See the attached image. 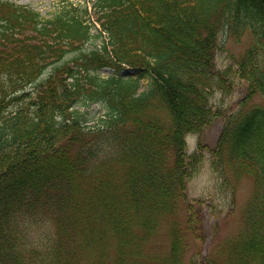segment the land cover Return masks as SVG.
<instances>
[{"label": "trees", "instance_id": "16d2710c", "mask_svg": "<svg viewBox=\"0 0 264 264\" xmlns=\"http://www.w3.org/2000/svg\"><path fill=\"white\" fill-rule=\"evenodd\" d=\"M93 7L95 35L85 10L42 20L0 0V264H264V103L228 113L210 150L232 201L251 179L241 230L219 261L185 262L189 236L203 241L201 202L186 192L203 152L188 154L186 136L231 86L216 63L222 34H248L236 73L244 100L264 102V0ZM90 103L105 112L88 127ZM162 228L165 248L153 250Z\"/></svg>", "mask_w": 264, "mask_h": 264}, {"label": "rangeland", "instance_id": "374dc122", "mask_svg": "<svg viewBox=\"0 0 264 264\" xmlns=\"http://www.w3.org/2000/svg\"><path fill=\"white\" fill-rule=\"evenodd\" d=\"M17 5L27 6L39 12L42 19H53L57 15L77 13L82 14L86 9L91 11L90 0H7ZM95 33V30H92ZM102 39H94L92 43H86L84 48H92L99 45ZM248 34L244 36L234 37L228 33L222 34L220 37L221 49L217 53V68L223 70L230 69L231 74L228 80L231 86L221 91H214L211 95L214 115L209 123L205 125L198 134H189L186 136L188 152L201 148L203 152V162L197 173L190 178L187 183L186 192L190 199H198L202 207V235L203 241L195 243L192 236H189L190 243L187 251L185 262L191 258L200 260L205 256H211L216 260L222 259V247L225 242L234 238L242 227V208L249 200L252 194L251 179L242 178L235 186L234 201L230 191L225 190L222 182L209 167L210 150L215 146L217 137L221 131L224 117L238 110L244 104L245 107L254 104H263L262 99L255 95L251 100L245 101L247 92V84L238 78L236 73L237 61L239 56L249 46ZM48 71V70H47ZM110 70L102 69L101 75H110ZM124 73L132 74L133 69L125 68ZM147 78L141 82V90L145 89ZM81 112H85L86 125L88 127L98 123L99 118L104 114L105 110L99 103H90L88 106L81 107ZM98 119V120H97ZM232 202V203H231ZM167 230L162 228L159 231L158 239L151 246L153 250L165 248L161 244L166 245ZM217 253V254H216ZM200 257H198V256Z\"/></svg>", "mask_w": 264, "mask_h": 264}]
</instances>
